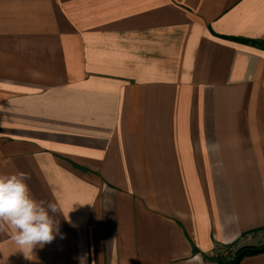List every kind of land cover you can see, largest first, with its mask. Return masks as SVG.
Masks as SVG:
<instances>
[{"label":"crops","instance_id":"0c3cea01","mask_svg":"<svg viewBox=\"0 0 264 264\" xmlns=\"http://www.w3.org/2000/svg\"><path fill=\"white\" fill-rule=\"evenodd\" d=\"M250 233L264 0H0V264H221Z\"/></svg>","mask_w":264,"mask_h":264},{"label":"trees","instance_id":"16d2710c","mask_svg":"<svg viewBox=\"0 0 264 264\" xmlns=\"http://www.w3.org/2000/svg\"><path fill=\"white\" fill-rule=\"evenodd\" d=\"M262 247H264V246L263 245L257 246V245H253V244H250V243L245 244V242H244V243H233V244L228 245V246H223L222 248L226 249L230 253V256L228 258V263L229 264H233L235 259H236V257H237V255L240 254L242 251L254 250V249H259V248H262ZM251 254H254V253H249L247 255H251ZM217 260L219 261V263H223V260L218 258V257H217Z\"/></svg>","mask_w":264,"mask_h":264},{"label":"built area","instance_id":"2783aa9c","mask_svg":"<svg viewBox=\"0 0 264 264\" xmlns=\"http://www.w3.org/2000/svg\"><path fill=\"white\" fill-rule=\"evenodd\" d=\"M252 235H253L252 233L242 235L240 237V239L238 241H236V243H244V242L250 240L251 237H252ZM222 247L223 246H219V245L216 246V248H215V250H216V257H218V258H220V259L223 260V263H221V264H229L228 263V258L230 256V253L226 249H223Z\"/></svg>","mask_w":264,"mask_h":264},{"label":"water","instance_id":"95a60500","mask_svg":"<svg viewBox=\"0 0 264 264\" xmlns=\"http://www.w3.org/2000/svg\"><path fill=\"white\" fill-rule=\"evenodd\" d=\"M249 253H264V247L259 248V249H254V250H245L242 251L240 254L237 255L235 261L233 264H240V261Z\"/></svg>","mask_w":264,"mask_h":264},{"label":"rangeland","instance_id":"374dc122","mask_svg":"<svg viewBox=\"0 0 264 264\" xmlns=\"http://www.w3.org/2000/svg\"><path fill=\"white\" fill-rule=\"evenodd\" d=\"M260 232H262V231H261V230H260V231H256L255 233H257V234H258V233H260ZM252 234H253V233H252ZM253 236H254V235H253ZM251 239H253V238H251ZM251 239H250V240H251Z\"/></svg>","mask_w":264,"mask_h":264}]
</instances>
